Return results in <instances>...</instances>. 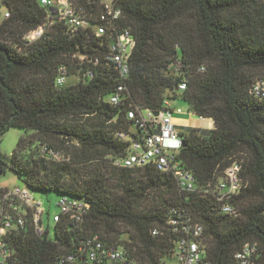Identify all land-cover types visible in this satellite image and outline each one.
Returning <instances> with one entry per match:
<instances>
[{"label":"trees","instance_id":"1","mask_svg":"<svg viewBox=\"0 0 264 264\" xmlns=\"http://www.w3.org/2000/svg\"><path fill=\"white\" fill-rule=\"evenodd\" d=\"M71 1L92 21L104 11V0ZM114 1L123 11L122 26L137 40L129 91L116 105L107 100L120 81L113 68L95 66L92 78L78 79L79 66L73 63L77 51L103 56L106 43L87 41L85 32L70 36L59 23L28 42L24 35L44 22L46 8L39 0H2L10 15L0 24V137L11 127L26 134L10 156L0 150V174L11 169L33 191L90 203L82 230L61 221L53 238L17 231L20 264H58L59 254L93 234L124 244L144 264H158L172 253L173 235L165 221L174 206L204 225L208 264H235L234 255L246 242L257 243L258 264H264V99L250 93L256 76L264 75V0ZM177 57L185 64L182 69L172 66ZM62 64L76 80L57 86ZM183 77L187 88L179 92ZM177 97L189 112L214 121L211 129L180 128L183 146L177 158L193 172L198 187L214 183L234 158L243 159L247 185L232 198L240 210L237 217L220 212L210 194L180 191L171 173L152 165L112 164L111 156L127 144L115 133L130 128L126 113L131 105L160 109ZM83 116L91 121L73 119ZM59 141L74 142L79 153L62 156ZM43 146L60 157H49ZM91 159L96 165L88 177H70L72 163ZM155 227L162 233L153 235Z\"/></svg>","mask_w":264,"mask_h":264},{"label":"built area","instance_id":"2","mask_svg":"<svg viewBox=\"0 0 264 264\" xmlns=\"http://www.w3.org/2000/svg\"><path fill=\"white\" fill-rule=\"evenodd\" d=\"M39 3L46 8L47 16L40 26L26 33L23 39L32 42L40 38L53 24L59 23L66 28L70 36L85 32L87 41L96 38L100 45L106 43L107 50L103 56H91L88 52L77 51L73 54V63L79 66L78 79L92 78L96 72L95 66L106 65L108 69L113 68L120 81L115 87V92L107 100L111 104H119L121 98L126 97L129 91L127 78L130 58L137 44L132 31L121 24L122 9L114 0H104V11L92 21L84 10L71 0H39ZM9 15L10 11L6 10L4 17ZM88 29H91V33ZM106 39L110 42H106ZM184 65L181 58L173 59L172 66L176 69H182ZM204 69L201 67L200 71ZM70 76L69 66L60 65L55 84L65 85ZM187 83L188 79L183 77L178 82L177 91L185 90ZM250 93L264 99V77L254 80ZM174 112L182 113V110L174 109L168 99L160 109L133 103L126 113L127 118L131 120L130 128L115 133L118 139L127 144L121 154L111 156L112 164L129 168L152 165L159 171L171 173L180 191L210 194L216 199L220 212L237 217L240 210L233 204L232 198L247 185L243 177V159L234 158L214 183L198 187L193 172L184 167L177 158L183 140L180 128L173 121ZM42 152L49 157H60L57 152L46 146H43ZM57 206L58 211L51 213L50 205L45 207L43 199L24 184L13 187L0 186V264H20L19 253L14 245V235L19 230L31 229L36 235L53 238L54 227L61 221L71 223L74 230L83 229L90 209L89 201L63 194ZM165 222L166 229L173 235V248L172 253L166 254L158 264H208L205 227L201 222L178 206L170 208ZM151 233L159 235L162 231L155 227L151 229ZM259 255L257 243L246 242L235 253V264H258ZM57 258L58 264H144L131 256L124 244L108 243L101 239L99 234L85 235L77 241L74 248L62 252Z\"/></svg>","mask_w":264,"mask_h":264},{"label":"rangeland","instance_id":"3","mask_svg":"<svg viewBox=\"0 0 264 264\" xmlns=\"http://www.w3.org/2000/svg\"><path fill=\"white\" fill-rule=\"evenodd\" d=\"M6 11L5 7H3L2 0H0V24L4 20V12ZM264 76L263 74H259L256 77ZM76 80V76L71 75L69 77V82L73 83ZM169 94L171 93L168 91ZM172 95V94H171ZM168 101L172 104V107L174 109L181 108L182 112L186 117L189 116L190 120H187L189 123V126L193 127H202V128H208V122L209 119H200V118H195L190 116L191 112H189L188 105L187 103L182 100L181 98H168ZM88 117L83 116L79 118H73L74 121H78L81 123H86L87 121H91L87 119ZM72 119V118H71ZM78 119V120H77ZM26 134L25 129L20 128V127H11L8 130H6L0 137V150L6 154V155H11L14 149L17 146V143L19 139ZM31 136H34L31 135ZM59 145V153L62 156H70V154H78L79 150L78 147L75 145L74 142L68 141L61 143L60 141L56 144ZM96 165V160L91 159V160H86L84 162H81L79 164L77 163H72V168H71V178H83L85 176H89L91 172H93V169ZM23 184V181L21 180L20 176L13 170L8 169L5 173L0 174V186L2 187H13L17 185ZM35 195L38 197L42 198L45 204V207H49L50 205V212L54 213L58 211V206L57 202L60 199V193L55 192V191H49V192H42V191H35ZM123 236L127 237V234H123Z\"/></svg>","mask_w":264,"mask_h":264},{"label":"crops","instance_id":"4","mask_svg":"<svg viewBox=\"0 0 264 264\" xmlns=\"http://www.w3.org/2000/svg\"><path fill=\"white\" fill-rule=\"evenodd\" d=\"M190 116H192V117H195V115L194 114H191ZM172 117H173V121L175 122V124L179 127V128H181V127H193V126H189V123L187 122V120H190V118H189V116L188 117H186L185 115H184V113L182 112V113H173L172 114ZM195 118H197V117H195ZM203 117H201L200 119H202ZM207 119H209V118H207ZM208 126H209V128L211 127H214V122H213V119H209V122H208Z\"/></svg>","mask_w":264,"mask_h":264},{"label":"water","instance_id":"5","mask_svg":"<svg viewBox=\"0 0 264 264\" xmlns=\"http://www.w3.org/2000/svg\"><path fill=\"white\" fill-rule=\"evenodd\" d=\"M195 115V117H197V118H200L201 116H199V115H196V114H194Z\"/></svg>","mask_w":264,"mask_h":264},{"label":"bare ground","instance_id":"6","mask_svg":"<svg viewBox=\"0 0 264 264\" xmlns=\"http://www.w3.org/2000/svg\"><path fill=\"white\" fill-rule=\"evenodd\" d=\"M200 118H201V117H200ZM204 119H207V118L203 117L202 120H204Z\"/></svg>","mask_w":264,"mask_h":264}]
</instances>
